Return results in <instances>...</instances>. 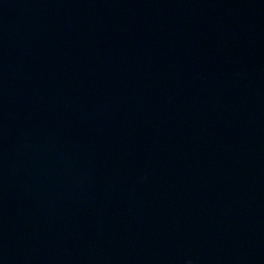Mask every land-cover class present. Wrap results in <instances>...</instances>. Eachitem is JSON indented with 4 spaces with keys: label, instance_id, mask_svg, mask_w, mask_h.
Listing matches in <instances>:
<instances>
[{
    "label": "water",
    "instance_id": "obj_1",
    "mask_svg": "<svg viewBox=\"0 0 264 264\" xmlns=\"http://www.w3.org/2000/svg\"><path fill=\"white\" fill-rule=\"evenodd\" d=\"M264 264V0H0V264Z\"/></svg>",
    "mask_w": 264,
    "mask_h": 264
},
{
    "label": "clouds",
    "instance_id": "obj_2",
    "mask_svg": "<svg viewBox=\"0 0 264 264\" xmlns=\"http://www.w3.org/2000/svg\"><path fill=\"white\" fill-rule=\"evenodd\" d=\"M189 264H191V262L189 261Z\"/></svg>",
    "mask_w": 264,
    "mask_h": 264
}]
</instances>
